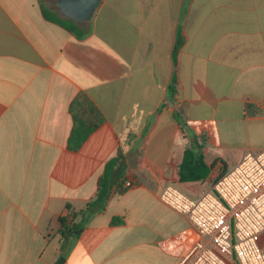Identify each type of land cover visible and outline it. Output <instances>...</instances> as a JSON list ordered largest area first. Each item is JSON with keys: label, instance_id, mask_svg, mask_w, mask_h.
Returning <instances> with one entry per match:
<instances>
[{"label": "crops", "instance_id": "obj_1", "mask_svg": "<svg viewBox=\"0 0 264 264\" xmlns=\"http://www.w3.org/2000/svg\"><path fill=\"white\" fill-rule=\"evenodd\" d=\"M44 7L67 18L58 0H0V264H54L59 218L86 207L120 153L128 188L68 240L63 264H178L194 229L162 189L199 197L264 150V0H101L75 22L83 37ZM74 115L98 123L78 149ZM192 137L216 163L203 182L180 181Z\"/></svg>", "mask_w": 264, "mask_h": 264}, {"label": "built area", "instance_id": "obj_2", "mask_svg": "<svg viewBox=\"0 0 264 264\" xmlns=\"http://www.w3.org/2000/svg\"><path fill=\"white\" fill-rule=\"evenodd\" d=\"M161 199L194 229L185 235L178 264H264V150L245 152L198 199L173 184L162 189Z\"/></svg>", "mask_w": 264, "mask_h": 264}, {"label": "trees", "instance_id": "obj_3", "mask_svg": "<svg viewBox=\"0 0 264 264\" xmlns=\"http://www.w3.org/2000/svg\"><path fill=\"white\" fill-rule=\"evenodd\" d=\"M44 15L47 19L61 24L66 29L75 33L78 37L86 35L87 31L78 26L73 20L64 18L58 12L52 11L48 8H43ZM184 43V38L178 34L174 50V62L177 61L178 53ZM175 79V78H174ZM171 94H174V87H171ZM175 117L184 129L187 130V124L184 123L182 117L178 112H175ZM76 124L71 132L69 138L70 147L78 149L83 142L88 138L90 133L98 126V123L90 124L88 121L78 119L74 115ZM191 135V134H190ZM192 136V135H191ZM216 163L208 164L201 146L197 145L194 137L191 138V146L186 147L184 150L183 159L179 165V176L181 182H198L205 181L211 174V171ZM223 170L219 178L226 172ZM125 164L121 153L110 159L105 166L104 172L99 178L98 190L96 195L88 201L86 207L78 212L73 211L72 216H61L59 218L60 228L59 232L62 236L61 253L54 264H63L67 257V242L71 238H79L83 233L88 221L96 214L103 212L108 205L112 194L117 192H124L128 187L125 186ZM217 178V180L219 179ZM70 207V206H68ZM81 217L76 221V218ZM122 222V219L116 217L112 220V224Z\"/></svg>", "mask_w": 264, "mask_h": 264}, {"label": "water", "instance_id": "obj_4", "mask_svg": "<svg viewBox=\"0 0 264 264\" xmlns=\"http://www.w3.org/2000/svg\"><path fill=\"white\" fill-rule=\"evenodd\" d=\"M100 3L101 0H58L61 13L77 23L90 20Z\"/></svg>", "mask_w": 264, "mask_h": 264}, {"label": "rangeland", "instance_id": "obj_5", "mask_svg": "<svg viewBox=\"0 0 264 264\" xmlns=\"http://www.w3.org/2000/svg\"><path fill=\"white\" fill-rule=\"evenodd\" d=\"M48 4H50L49 2H48ZM238 156V153L237 152H232L231 153V157L232 158H235V157H237ZM238 159V158H237ZM228 170H230L231 168H232V166L230 165V166H228ZM217 181V178L216 179H213V181H212V185L215 183ZM206 188H210L211 187V185L210 184H207L206 186H205ZM181 189H183V188H181ZM183 191H185V192H187L188 194H190L191 195V197L193 198V199H198V196L197 195H195V194H192L190 191H187V190H185V189H183Z\"/></svg>", "mask_w": 264, "mask_h": 264}]
</instances>
